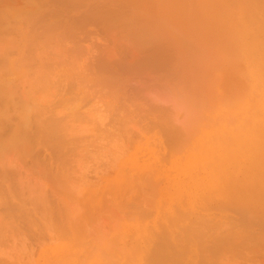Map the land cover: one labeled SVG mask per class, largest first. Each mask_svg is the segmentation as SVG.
<instances>
[{"label":"rangeland","instance_id":"1","mask_svg":"<svg viewBox=\"0 0 264 264\" xmlns=\"http://www.w3.org/2000/svg\"><path fill=\"white\" fill-rule=\"evenodd\" d=\"M252 1L254 12L264 15V0ZM244 4L0 0L3 26L19 24L29 33L28 17L51 23V35L39 40L38 73L49 75L7 83L17 105L31 98L30 90L37 93L39 106L52 113L43 117H53L66 135L61 154L36 144L35 153L7 158L11 173L0 180V264H122V253L129 262L144 229L141 215L152 220L169 213L167 223L176 227L201 205L222 215L221 203L230 198L234 218L261 222L246 233H260L264 210L252 215L250 208L263 203L247 193L264 187V41L244 30ZM10 48L2 44L0 51ZM17 105L10 107L18 112L13 118L25 111ZM252 150L259 154L257 171L248 159ZM63 166L74 174L60 172ZM182 199L196 207L174 216L170 209ZM176 230L170 231L186 232ZM228 250L217 261L224 264L227 253L231 264H264V244L246 248L240 260Z\"/></svg>","mask_w":264,"mask_h":264},{"label":"bare ground","instance_id":"2","mask_svg":"<svg viewBox=\"0 0 264 264\" xmlns=\"http://www.w3.org/2000/svg\"><path fill=\"white\" fill-rule=\"evenodd\" d=\"M255 7L256 5L252 0H245L244 9L242 11V18L240 22L242 23L244 30L249 34V36L264 41V15H260L254 12ZM42 12L44 11L42 10ZM83 12H81L79 16L81 17V15H83L86 18L88 14L85 11L86 15H84L85 13ZM4 18L5 15H2L0 17V32L3 33L6 31V33L4 34L5 37L2 36L4 39L0 38V47L2 44H8L11 46L10 49L12 50L4 54H2L0 51V110H1L0 180H5L7 175L11 173L7 171L9 168L7 167L8 164L6 160L11 154H13V152L21 153L22 152L21 150H23L22 154L25 155L27 153L26 151H28V153H30L31 151L34 152L33 148L36 146V144H41L42 146L52 147L55 149L57 153L61 154L62 150L65 148L66 145L65 142L66 135L61 130H58L59 128L53 124V121L50 120L53 117L51 118L50 116H45L46 118L43 117V114L48 110L47 108H45L46 111H44L45 109L43 108L44 109L43 110L37 103V99H36L37 93L35 94L36 95L35 96L33 90L32 92L30 90L29 97H31L30 98L31 100L30 99L28 101L22 100L17 105L18 102L13 101V97H12L15 94H13L12 91H10L11 88L9 89L8 87L9 83H7V82L12 83L13 81L17 82V80H19L18 85H20L22 79H27L29 77L37 78V76L44 77L43 75H49L45 71H43L44 74H41L42 72L38 73L39 65L43 60V58L41 57L42 54L41 50L44 49V46L42 45L43 43H41L39 40L40 38L44 37L45 34H49V31H51V29L49 28L51 23L49 22V24H43L44 23L43 21L36 20L33 17H28L30 21L29 23L31 25V31L29 33H26L24 30H22V27L20 28L19 24L13 27L3 26L7 22L4 20ZM68 27L69 26H66L64 28V30L67 32H69ZM71 28L72 27H69V29ZM50 47L52 46L50 45ZM27 51H29L28 53H30L31 55V57L29 56L30 58L28 57L27 54H25V52ZM13 54H16V56L14 58L9 59L8 56ZM50 57H53V55ZM48 62L49 61H47L46 63L49 64ZM46 69L47 71H49L48 67ZM52 74L55 75L54 72ZM53 77L54 76H50L51 78L50 80H53ZM54 79L56 80L57 77L55 76ZM67 90H69V88ZM54 91L58 93L59 91L62 90L61 89L59 90L58 88V90L56 89ZM10 93H12L11 96H9ZM20 104L21 107L24 106L25 111L23 114L20 115L21 116L19 117L20 119L16 118V116L19 115H15V118H13L14 117L13 114L18 113L16 108H15L16 109L15 112H12L14 105H17V107L20 108L19 107ZM10 107L12 108L11 111H10ZM52 110H54V108ZM49 112L50 111H48V113ZM47 117H49V119ZM17 119L19 120L17 121ZM52 120H54V118ZM54 121H55L54 123L56 124V120ZM258 157H259L258 152L253 150L248 155V159L250 160L249 162L251 167L252 165H255V171H257L258 165H256V163ZM148 167L150 168L151 166ZM60 172H65V174H69L73 172L74 174L73 168L71 171V167H66V166H63ZM217 174H222V172L220 173V171H218ZM221 180L222 179L218 180L217 182H220ZM5 192L6 191H3V193ZM209 193L207 194L210 195L211 193L210 194ZM204 194L205 193H200L199 198L204 197L205 200H208V198L205 197ZM247 195L256 196L263 203L261 205V209L250 208V214L253 215L254 213L259 212L260 210H264L263 186H259L257 190L248 192ZM2 198L7 199V196L3 195ZM180 202H181L180 205L178 206L175 205L170 209L172 210L174 216H176V214H179L180 212H184V211L187 212L188 211L187 209H189V207L192 206L196 207L194 205L192 206L185 205V199H182ZM233 203H234V199L230 198L229 200H225L224 205L222 203H221L222 206L218 205L219 207L221 206L220 210L222 209L220 212L222 213V215L219 216H217L216 213L210 212V210H206L207 208L201 205L202 210L200 209L198 212L195 210L197 213L193 212V214H196L195 216L194 215L192 216V213L190 211L189 212L190 217L179 218L176 222L177 224L176 227H173V225L167 223L169 213L166 212L162 214L160 213L152 220L150 216L143 214L140 217V220L144 225L143 232L140 235H138V240L135 234L134 236L132 235L131 237V239L133 240L135 239L138 242V243L136 242L137 245L133 246V251L135 255L133 254V257L129 258V262H128V256H126L127 253L120 254L118 258L122 264H150V263L151 264H213L210 263L212 258L218 256V258H220L221 260L223 258L222 253H224V251L228 249H231L232 252L236 253L235 258L238 259V257L240 256L238 259L240 260V258L242 259L243 255H245L244 250H246V248L262 247V245L264 244V228H261L260 233L255 235L253 233H246V230H250L255 222L257 223H261V222L246 217L237 216L238 217L237 218L235 216L234 218V216L231 215L230 213L231 211H229L231 210L230 207L236 206ZM182 227L186 229V232H183L178 236L176 234L173 235L175 231H179L176 230V228L177 229L180 228V230H183ZM165 230H168L169 231L168 233L169 234L172 233V234L170 236H168L169 234L166 236L164 233L167 234V231ZM170 230H175V231L173 232ZM60 232H62V230ZM60 232H58V234ZM62 236L64 237V234H62ZM204 250L210 252L209 254H212V257L209 256L207 259L195 258V255L199 251H204ZM227 253H225V255ZM219 255H222V258L221 256L219 257ZM225 255H224L225 263L223 262L224 264H226V259H227V264L234 263L233 262L234 260L233 261L229 260L231 261L229 262L228 257L226 258V256L228 255L226 256ZM231 256H233V254ZM109 257L107 259H109ZM111 257L114 256L112 255ZM217 259L215 260L216 263L217 262L221 263V261L220 260L217 261ZM113 261L112 263H114ZM215 261H213L214 264H216Z\"/></svg>","mask_w":264,"mask_h":264}]
</instances>
